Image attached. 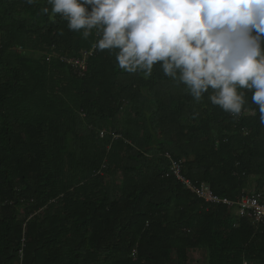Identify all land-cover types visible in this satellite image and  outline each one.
I'll return each instance as SVG.
<instances>
[{"label":"trees","instance_id":"1","mask_svg":"<svg viewBox=\"0 0 264 264\" xmlns=\"http://www.w3.org/2000/svg\"><path fill=\"white\" fill-rule=\"evenodd\" d=\"M51 8L0 0V264H189L193 251L210 264H264V226L167 177L170 155L220 198L253 195L264 125L251 91L238 89L246 110L233 117L207 93L197 102L162 62L150 75L122 70L116 50L94 49L95 30L85 39ZM29 35L44 56L18 55ZM93 49L84 74L57 58ZM86 125L101 143L91 151ZM109 157L123 176L115 195L98 182Z\"/></svg>","mask_w":264,"mask_h":264},{"label":"clouds","instance_id":"2","mask_svg":"<svg viewBox=\"0 0 264 264\" xmlns=\"http://www.w3.org/2000/svg\"><path fill=\"white\" fill-rule=\"evenodd\" d=\"M31 5L35 0H26ZM70 30H95L94 49L116 50L118 66L152 73L154 65L199 102L239 117L251 91L264 125V0H48ZM91 6V11L86 6ZM47 14L49 9L43 8ZM255 33V34H254ZM247 264V261H244Z\"/></svg>","mask_w":264,"mask_h":264},{"label":"built area","instance_id":"3","mask_svg":"<svg viewBox=\"0 0 264 264\" xmlns=\"http://www.w3.org/2000/svg\"><path fill=\"white\" fill-rule=\"evenodd\" d=\"M94 49L89 52H82L79 58L68 59L66 57H57L61 62L79 70L80 74L87 71V60L93 55ZM51 56L47 57L50 60ZM102 136L103 133L101 134ZM166 158L170 163V171L167 177H173L182 185L184 190L196 196L205 204L225 206L245 221L249 222L254 229L264 226V194H253L249 196L238 197L235 200L223 199L216 196L211 187L206 183H193L187 180L183 174L182 161H175L170 155ZM248 264V263H247Z\"/></svg>","mask_w":264,"mask_h":264},{"label":"rangeland","instance_id":"4","mask_svg":"<svg viewBox=\"0 0 264 264\" xmlns=\"http://www.w3.org/2000/svg\"><path fill=\"white\" fill-rule=\"evenodd\" d=\"M25 47H26L25 49L17 48L18 55H25L28 59H32V60L37 58L38 56L41 57L45 55V52L42 50L41 44L38 42V35H29L27 41L25 42ZM127 119H128L127 116H121L120 123L125 122ZM101 130H102L101 133L102 132L107 133V131L110 133L111 132L113 133V130L111 127L103 128ZM83 132L86 134L87 139H88L86 148L89 151H91L93 148L101 144L97 137L92 136L94 133L91 132V128H89V126H87V128ZM101 133H100L101 138L99 137L100 139H102L105 136V134L104 136H102ZM116 139H118V137L113 138V140H116ZM104 161L105 162L107 161L110 164L109 173L105 172L106 174L104 173L103 175L104 177L98 180V182H100V185L102 186L109 187L108 191L111 192L112 195H115L116 192H118L117 187L121 186L123 182V176H122L121 170L114 165L112 157L106 158ZM103 169H106V166ZM82 170H83V167H78V171H82ZM61 177H63V175ZM97 189L99 191L102 190L101 188H97ZM246 191H248L249 194L251 193L252 194H264V180L258 181V179H251L249 181V185ZM172 259H173V262L175 263L176 255L174 252L172 253ZM189 264H210V263L208 261V257L206 253H203L202 251H193L190 253Z\"/></svg>","mask_w":264,"mask_h":264},{"label":"bare ground","instance_id":"5","mask_svg":"<svg viewBox=\"0 0 264 264\" xmlns=\"http://www.w3.org/2000/svg\"><path fill=\"white\" fill-rule=\"evenodd\" d=\"M137 90V89H136ZM130 139V138H129ZM142 140V139H141ZM137 141H138V139H137ZM131 159V158H130ZM135 159V158H134ZM132 160V159H131ZM129 163V162H128ZM133 168V167H132ZM252 194V193H251Z\"/></svg>","mask_w":264,"mask_h":264}]
</instances>
